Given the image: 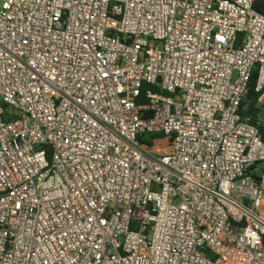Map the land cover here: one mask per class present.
<instances>
[{
  "label": "built area",
  "instance_id": "obj_1",
  "mask_svg": "<svg viewBox=\"0 0 264 264\" xmlns=\"http://www.w3.org/2000/svg\"><path fill=\"white\" fill-rule=\"evenodd\" d=\"M255 2L0 0V264H264Z\"/></svg>",
  "mask_w": 264,
  "mask_h": 264
},
{
  "label": "trees",
  "instance_id": "obj_2",
  "mask_svg": "<svg viewBox=\"0 0 264 264\" xmlns=\"http://www.w3.org/2000/svg\"><path fill=\"white\" fill-rule=\"evenodd\" d=\"M255 10L264 15V0H256L254 5ZM256 73H253L252 78L248 85V91L243 101L244 115L251 118V123L257 125V121L262 117V109L257 106L258 94L255 93L254 88L256 84ZM259 133L262 140H264V124L258 126ZM146 143L149 146L163 145L164 147L170 146V139H167L163 135H152L146 137Z\"/></svg>",
  "mask_w": 264,
  "mask_h": 264
}]
</instances>
